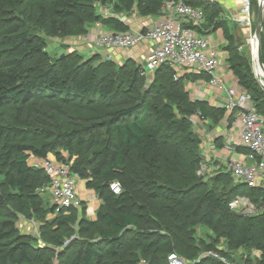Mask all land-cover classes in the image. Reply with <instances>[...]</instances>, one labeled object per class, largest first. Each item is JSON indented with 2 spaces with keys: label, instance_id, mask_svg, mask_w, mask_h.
<instances>
[{
  "label": "trees",
  "instance_id": "16d2710c",
  "mask_svg": "<svg viewBox=\"0 0 264 264\" xmlns=\"http://www.w3.org/2000/svg\"><path fill=\"white\" fill-rule=\"evenodd\" d=\"M133 1L141 14H145L160 12L165 0ZM184 2L204 10L206 22L202 32L223 29L227 41L224 47L228 54L226 62L239 86L250 93L254 108L264 113V90L254 74L252 60L246 55L249 50L239 49L242 43L235 40L227 21L219 17L217 4L209 0ZM9 3L14 7L22 2L9 0ZM250 3L254 12V31L257 13L254 0ZM6 6L5 1L0 0V12L10 14ZM92 8L93 4L86 0H53L38 8L33 21L19 15L8 23H5L6 17L0 18V35L3 34L0 105H15L22 112L27 111L28 104L45 98L58 104L55 105L58 111L60 106L73 108L74 104L94 101L115 107L101 123L60 130L56 135L46 136L52 137L51 140L35 142L37 137L4 138L9 128L0 125V186L3 190L0 210L5 213L0 221V264H54L55 257L57 264H66L63 258L68 248L71 251L69 264H138L141 259L148 264H168L167 256L171 252L183 256L182 259L191 264H221L212 257L193 262L203 251L216 249V241L220 242V239L226 240L232 253H237L239 248L246 250V256L239 257L238 261L264 264V211L249 216L228 207V202L238 194L256 201L259 196L264 198V190L249 188L234 181L228 172L221 171L210 179L219 187H201V192L196 194L202 178L182 176V152L187 154L189 168L194 173L205 160L199 150L202 139L193 129L192 116L199 111L213 127L225 117L230 121L233 116L227 115L223 107L210 105L204 99L190 98L186 82L207 78L204 73H188L176 80L169 66H160L155 69L150 84L142 87L146 78L142 74V65L132 58L122 63L111 59L94 63L97 55L89 57L71 51L55 57L45 49L47 41L39 32L48 36L67 35L72 26L82 28L81 14L84 13H92L93 20L111 27L112 31L128 30L117 17H102L94 14ZM260 45L264 63V18ZM98 124L105 129L101 146L88 159H82L79 148H89L93 138L90 133L85 141L83 130L93 132ZM128 149L134 150V157L130 159ZM238 150L245 151L241 147ZM49 153L66 163L74 158L71 172L84 179L86 187L93 189L101 200L95 213L96 221L78 216L77 208L73 207L67 209V213L62 210L54 213L51 201L40 197L49 177L31 163V157L44 158ZM159 169L177 173L179 176L170 180L178 186L155 181ZM112 181L121 184L120 193L111 191ZM147 187L150 191L145 190ZM192 193L194 198L182 203ZM11 203L17 204L19 210L24 207L31 210L29 216L41 217L45 215L44 211L52 214V217L44 218V222L53 218L54 232L63 228V231L69 230V235L75 232V236L66 244L63 243L69 235L59 241L56 238L60 236H53L54 241L46 243L49 246L34 247L31 235L18 231ZM96 222L101 227L95 235L88 234L89 227L84 224L91 227ZM198 224L206 226L215 236H209L208 241L196 237L193 233ZM129 235L136 239L137 249H131L124 257L125 240ZM160 242H163L162 247ZM57 246L60 247L55 250ZM254 248L261 250L259 258L249 254ZM36 251H42L41 256ZM230 259L236 258L230 256Z\"/></svg>",
  "mask_w": 264,
  "mask_h": 264
},
{
  "label": "built area",
  "instance_id": "2783aa9c",
  "mask_svg": "<svg viewBox=\"0 0 264 264\" xmlns=\"http://www.w3.org/2000/svg\"><path fill=\"white\" fill-rule=\"evenodd\" d=\"M235 21L249 28L245 44L248 45L247 50L252 51L250 40L253 39L254 12L250 0H242L240 14ZM205 22V13L201 7L185 3L184 0H165L153 24L141 28L131 27L127 31H101L92 42L91 52H105L104 58L111 59L113 50L148 44L151 49L146 54L145 64L142 66V74L147 79L152 77L155 69L160 66H169L176 80L184 74L204 73L207 78L190 81L195 82V85H207L219 93H224V102L215 107H223L227 115L233 116L230 121L225 117V141L221 146L223 155L205 157L206 160L200 163L199 172L212 171L214 163L211 167L210 161H216L224 164V171L228 172L234 181L249 188L264 190V113L254 108L250 93L239 86L236 80L233 79L234 82L228 84V79L233 77V73L228 63L225 69H221L217 50L211 45L207 32H202ZM239 49H243V45ZM186 89L189 92L187 87ZM190 98L199 99L193 96ZM192 122L195 127L204 122L199 111L192 116ZM239 147L245 151L238 150ZM31 163L43 169L49 177L45 190L49 192L54 213L61 210L67 213V209L80 206L82 200L73 180L78 176L71 172V161L66 163L57 160L53 155H47L38 159L31 157ZM110 189L115 194L120 193V183L112 181ZM228 207L236 213L254 216L264 209V198L259 196L254 201L247 195L238 194L228 202ZM236 254L239 252L232 253L221 244L216 249L203 251L193 262L203 257H212L221 264H244L230 259V256L235 257ZM167 259L168 264H191L176 252L169 253ZM138 264L147 263L142 259Z\"/></svg>",
  "mask_w": 264,
  "mask_h": 264
},
{
  "label": "rangeland",
  "instance_id": "374dc122",
  "mask_svg": "<svg viewBox=\"0 0 264 264\" xmlns=\"http://www.w3.org/2000/svg\"><path fill=\"white\" fill-rule=\"evenodd\" d=\"M3 1H5V3L7 4L6 10L10 14H5L4 12H0V18L6 17L5 23H8L9 21L13 20L14 17L17 18L18 17L17 15H19L20 17L25 16L26 19H28L29 21L31 20L33 21V19L35 18V13L38 11V8L40 6L49 5L53 0H20L22 3L17 4L14 7L10 5L9 0H3ZM86 1L88 3L93 4L92 12L94 14L101 15L102 17H108L113 15L118 19L121 18L128 19L129 17H132L133 14L135 13L141 15V12L137 7L136 1L133 0H86ZM125 2H127V4H125ZM253 6L256 9V13H257L258 0H254ZM20 13H23V15ZM81 17L82 20L84 21L82 28H80V25L72 26L71 31L67 35H61L60 33L59 36H48L43 31L39 32L43 36V38H45L47 41L45 49L48 51L50 55L55 57L59 54L61 55L66 52L75 51L77 53H80L81 55H86L89 57L97 55V57L94 59V63L103 61V59H105L103 58L105 52L97 53V52L85 51V47H89L92 45L91 38L95 37L93 34L94 30L99 31V29L102 28L104 30H110L112 28L102 24L100 21L93 20L94 16H92V13L81 14ZM79 28L81 30H79ZM91 34L93 35V37ZM2 35L3 34L0 35V43H3ZM241 45H243V49H248V45L245 44L244 42H242ZM246 55L249 56L248 59H250L251 61V57H250L251 51H246ZM153 76L150 77L149 79L144 78L142 87L143 86L147 87L152 81ZM261 78L264 79L263 77ZM38 101L39 102L37 103L28 104V106L25 107V109L27 108V111L23 110L22 112L18 111L15 105H9V106L6 104L0 105V125L5 128H9L7 129V135L4 138L18 139L19 137H25V138L37 137V140H35V142L42 140H51L52 137L46 138V136L56 135L57 132L60 130L62 131L71 130L79 127L83 128L87 125H91L92 123H101L102 121H104V119L107 118L106 117L107 113L115 109L113 105H108L106 102L94 101L92 103L84 102L83 104L80 103L74 104L73 108L60 106L61 110L58 111L55 109V105L58 104H54L53 100H46L45 98H40V100ZM24 122L26 123V125L24 124ZM96 128H94L93 132L91 130H86V129L83 130L84 132H86L84 134L85 141L90 136V133H93V138L92 141L90 142L89 148L85 146L79 148V151L81 152L80 157L82 159H88L90 154L101 146L100 143L105 137L104 134L105 129L101 126V124H98ZM193 129L200 135L203 142V138H205V135L211 133V131L213 130V125L209 124V122L204 119V122H202V124L199 125L198 127H195V125L193 124ZM45 131H49V132L46 134ZM202 142L201 145L199 146V150L204 154L205 146L202 144ZM76 149L77 148H74L73 150ZM179 150H181L182 152L183 148L180 147ZM133 153H134L133 149L127 150L128 159L134 157ZM48 155H52V154L49 153ZM181 157H183V165L182 167H180L182 170V176L184 177L190 176V179L191 178L196 179L197 176L202 178L201 179L202 181H200L202 185H200V187L198 186L200 189L198 188L195 191L196 194H199V192H201V187L202 188L219 187V185L216 186V184L212 182V180L210 179L212 178L213 174L219 173L221 171L224 172V164H219L216 161L215 162L210 161L209 165L211 167H213V163H214V168L212 171L201 170V172H199L200 171V167H199L196 173H194V171L189 168L190 167L189 158L187 154L182 152ZM205 157L206 156H204V159L206 160V158L208 157L206 158ZM156 172H157V176L155 178L156 179L155 181L159 183H166L173 187L178 186L177 184H175V182H171L170 180L172 177L176 178L177 176H179L177 173L173 171L171 172L163 171L162 169H159ZM1 178L2 177L0 176V179ZM80 179L81 178L79 177H74L73 180L75 182V185L81 182ZM197 180L199 181V179ZM145 190L150 191L149 187H147V189ZM2 191H3L2 187L0 186V194L2 193ZM193 195L195 194L192 193L190 194V196H187L186 200L182 201V203H184L185 201H191L194 198ZM40 197L42 199H47L49 202L50 195L48 190L46 189L44 192H41ZM159 200L164 201V198H159ZM97 203H98L97 200H94L93 203H90L88 205L86 202L83 201V204L81 203L80 206L76 209L77 211L75 212H77V215L80 217L85 216V218L88 220L96 221L95 213L100 205ZM10 205L11 208L14 209L15 211L14 219L16 221L18 231L20 232V234L31 235L34 247L44 246L46 245V243L53 242L54 241L53 236H60L59 239L58 237L56 238L57 239L56 241H59L64 236H67L70 233L69 230L63 231V228L55 229L54 232L53 231L55 228L54 219L50 218L49 220L51 221L47 220L48 221L47 223L44 222V218H47V216L49 215L46 211H44L45 215L41 217L29 216L31 210L25 207L22 210H19L17 209V204L11 203ZM263 211L264 209L260 210L259 214L263 213ZM3 217H5V213L0 210V221ZM43 225H45V227H43ZM84 227H89L88 234L95 235L97 229L101 226L96 222L91 227L88 223H86L84 224ZM75 228L78 229L77 226H75ZM74 233L69 235L65 239L63 244H65L66 241L71 240V238L75 236ZM193 234L196 235V237L197 236L201 237V239L205 241L209 240V236L212 237L215 236V233L211 232L210 229H208L206 226L202 224H198V226H196L195 232ZM125 242L127 243L126 251H125L126 256L125 255L123 256L127 257L130 254L129 251H131V249L133 250L137 249L136 248L137 241L133 235H129L126 236ZM216 242L218 246L222 244L225 247H227L226 240L224 239H220V242L219 241ZM128 243H131L132 245L130 246L128 245ZM162 243L163 242H160L161 247H162ZM59 247L60 246H57L54 249L56 250ZM237 251L239 252V254H236V256L234 257L236 259L234 261H237L239 257L246 256L245 253L246 250L244 248H239L236 250V252ZM36 252H38L36 254L41 256L42 251H36ZM179 254L182 256V253ZM249 254L251 257L259 258L262 252L261 250L254 248L250 251ZM70 255H71V251L68 248V252L63 258L64 261H66L65 262L66 264H69ZM181 258H183V256ZM54 259H55L54 263H56L57 258L55 257Z\"/></svg>",
  "mask_w": 264,
  "mask_h": 264
},
{
  "label": "crops",
  "instance_id": "0c3cea01",
  "mask_svg": "<svg viewBox=\"0 0 264 264\" xmlns=\"http://www.w3.org/2000/svg\"><path fill=\"white\" fill-rule=\"evenodd\" d=\"M209 1L217 4V7L219 9V17L227 21V25L231 30V32L233 33L235 40L241 43L242 42L246 43V38L249 35V28L246 26L239 25L235 21L236 17L240 14V7L242 4V0H209ZM158 16H159V10L156 13L149 12L141 15L135 13L133 14L132 17H129L128 19L121 18L120 20L128 27V29L131 27L141 28L153 24L157 20ZM101 31H105V30L102 28L99 29V31L97 30L93 31L95 37L91 38L92 42ZM207 34L211 40V45L218 52L221 63V69H225L227 64L226 60L228 54L227 51L224 49L225 45L227 44V41L224 37L223 29L222 28L212 29L209 32H207ZM150 49L151 46L146 44L129 49L113 50L111 60L117 63H122L127 58H132L133 60L144 66L145 56ZM85 51H92V47L91 46L85 47ZM233 79L237 81V79L233 75L232 78L228 79V84L234 82ZM186 87L189 89V94L191 97L193 96V98L204 99L208 101L210 105L220 106V104L224 102L225 99L224 93H219L218 91H215L213 88L207 85L199 86V85H195V82L188 81V83H186ZM225 126H226V121L224 118L219 125L213 127L211 133L205 135V138H203V142H202V144L205 146L204 156L208 158H212V157L214 158L223 155V150H222L223 148L221 146L225 141L224 139ZM231 156L235 157L236 155H231ZM80 181L81 182L79 184H76L77 193L80 199H82V201L86 202L88 205L90 203H93L94 200H97L98 202L97 204H100L101 200L99 199L95 191L93 189L86 187V183L84 179H80ZM51 215L52 214L48 215V217H52Z\"/></svg>",
  "mask_w": 264,
  "mask_h": 264
},
{
  "label": "water",
  "instance_id": "95a60500",
  "mask_svg": "<svg viewBox=\"0 0 264 264\" xmlns=\"http://www.w3.org/2000/svg\"><path fill=\"white\" fill-rule=\"evenodd\" d=\"M263 18H264V0H258V10H257L256 21H255V28L253 31V39L256 42V56L255 57L252 56V63H253L252 65H253L254 74L264 90V82L260 78L257 77L256 71H255V67L258 66L262 69L264 73V63L262 61L261 45H260Z\"/></svg>",
  "mask_w": 264,
  "mask_h": 264
},
{
  "label": "bare ground",
  "instance_id": "6f19581e",
  "mask_svg": "<svg viewBox=\"0 0 264 264\" xmlns=\"http://www.w3.org/2000/svg\"><path fill=\"white\" fill-rule=\"evenodd\" d=\"M251 44H252V51H251V60H252V56L253 57L256 56V42H255V40L252 39ZM255 71H256L257 77L260 78L264 82V79L261 78V77L264 78V73H263L262 69L257 66V67H255Z\"/></svg>",
  "mask_w": 264,
  "mask_h": 264
}]
</instances>
